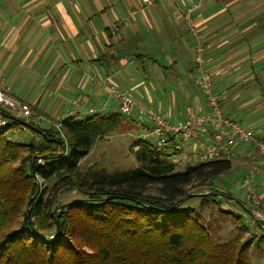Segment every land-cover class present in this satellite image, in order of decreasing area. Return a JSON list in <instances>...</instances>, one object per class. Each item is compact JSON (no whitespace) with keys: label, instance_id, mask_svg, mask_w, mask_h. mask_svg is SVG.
<instances>
[{"label":"trees","instance_id":"1","mask_svg":"<svg viewBox=\"0 0 264 264\" xmlns=\"http://www.w3.org/2000/svg\"><path fill=\"white\" fill-rule=\"evenodd\" d=\"M106 30L111 39L112 30ZM121 46L120 40L106 44L107 49ZM107 53L100 57L106 70L111 66ZM144 56L134 55L141 61ZM258 65L263 70L264 64ZM262 70L250 73L254 86L264 94ZM213 75L211 71V81ZM212 91L220 101L221 90L214 81ZM123 121L117 109L82 119L66 117L60 130L35 121L28 122L32 128L19 121L0 128V264H250L251 244L264 256V228L248 227L236 215L237 235L220 241L203 219L201 209L210 202L238 206L229 198L198 195L201 191L195 190L205 186L206 191L230 195L216 181L232 169L231 159L193 161L180 170L173 160L176 148L158 149L139 138L130 147L137 166L110 172L92 166L81 169V160L95 139ZM13 126L29 128L34 140L6 138L5 130ZM168 140L174 145L176 138ZM35 155L46 158L32 167ZM218 211L234 217L232 211L221 207ZM253 230L259 235H253Z\"/></svg>","mask_w":264,"mask_h":264},{"label":"crops","instance_id":"2","mask_svg":"<svg viewBox=\"0 0 264 264\" xmlns=\"http://www.w3.org/2000/svg\"><path fill=\"white\" fill-rule=\"evenodd\" d=\"M123 1L127 4L126 0H0V81L38 114L58 120L71 109L73 99L81 101L82 110L105 102L106 92L89 79L98 70V75L116 83L133 99L135 94L148 104L157 100L163 116L170 121L182 120L205 107L197 89V97H191L187 78L197 77L193 46L195 33H199L205 66L221 90L224 113L264 141V134L258 132L264 129V94L254 86L251 76L252 70H262L258 64H264V0H202L191 12L189 23L184 13L197 0H186L184 6L181 0H154L141 13L134 10L132 2L131 18L111 9H125ZM111 10L115 19H94ZM106 28L112 30L111 39ZM135 32L145 49V80L136 75L133 59L111 61V65L119 62V67L107 70L100 61L102 53L113 50L106 48L111 41L120 40L121 47L132 51L125 41ZM116 74L126 82L116 81ZM150 89L160 90L163 94L158 92L157 96L161 94L166 100H154ZM183 91L190 96L186 98ZM177 97L185 98V106L175 103ZM260 98L259 104L256 101ZM113 105L110 101L107 111L117 110ZM254 116L259 117L250 118ZM194 144L186 145L190 148ZM236 145L231 148L233 156L235 152L236 160L243 161L235 164L236 169L246 172L250 163L261 167L253 177V188L264 208L262 161L252 147L237 154Z\"/></svg>","mask_w":264,"mask_h":264},{"label":"built area","instance_id":"3","mask_svg":"<svg viewBox=\"0 0 264 264\" xmlns=\"http://www.w3.org/2000/svg\"><path fill=\"white\" fill-rule=\"evenodd\" d=\"M150 5L154 0H143ZM202 0L190 4L186 8L184 16L188 23L190 14L194 11ZM197 32V31H194ZM194 65L197 72V82L205 96V109L193 113L182 120L170 121L159 112L152 108H144L134 101V99L107 78H101L97 73L90 75L93 84L99 85L108 95L105 102L100 107L89 106L82 110V103L79 99L71 101V109L64 113L56 122L43 114H34L31 106L18 99L11 93L10 86L0 81V128L10 125L14 119L5 117L3 113L13 118L22 119L25 122L35 121L38 124L46 121L54 128L60 130V122L66 117L82 119L85 115L103 113L107 103L115 101L118 103L117 109L125 117L126 122L137 124L146 123L148 131L155 136L152 142L158 149H163L170 145L177 149V154L173 160L178 164H187L193 161H211L215 159H230L233 155L231 148L240 141H248L256 148L262 161L264 169V141L257 138L252 130L234 119L225 117L219 98L213 94L211 70L205 67V47L202 36L195 33V43L193 46ZM131 112L134 114L132 115ZM149 132V133H150ZM206 135V137H205ZM170 136L177 137L175 144L172 145L168 140ZM195 143L192 147H187V143ZM261 167L250 163L244 173L241 187L244 190L246 202L251 206L250 211L255 218L264 221V208L259 195L253 188V177L260 171ZM251 225H256L250 219ZM253 235H259L253 230Z\"/></svg>","mask_w":264,"mask_h":264},{"label":"rangeland","instance_id":"4","mask_svg":"<svg viewBox=\"0 0 264 264\" xmlns=\"http://www.w3.org/2000/svg\"><path fill=\"white\" fill-rule=\"evenodd\" d=\"M126 2L124 3L125 9L123 7H119L118 9H116L115 7H111V9L115 12V10H118L122 15L126 14L129 18H131V16H129V13L133 7L132 2L134 4L135 7L134 10H136L137 12L141 13L143 10L147 9L146 6H148L143 0H126ZM181 6H184V2L186 0H181ZM131 5V7H129ZM111 10V12L109 11L108 14H106V16L103 17H98V18H94V19H115L112 15L113 11ZM180 13V12H179ZM138 14H136L135 16H137ZM128 42V43H126ZM126 44L129 45V47L131 49H133L131 52L135 53V52H139L145 53V49L142 46V40H141V36L140 34H138L137 32H135L132 36H130L129 39H126L125 41ZM126 60L129 59H133L136 63V66H133L135 68V73L137 76H141L142 80H145L147 77H145L144 74H147L148 72L144 73L143 69H146L145 64L143 65V61L138 60L136 57L132 56V55H128L125 56ZM112 67H119V62H114L112 65ZM148 67V66H147ZM150 67L156 68V66H152L150 65ZM162 68V67H161ZM97 74H101L100 71L96 70ZM194 75H195V71H194ZM113 78L116 81H119L121 84L126 82V80H121L120 79V75L116 74L113 76ZM128 78V77H127ZM187 78H189V80L191 81V97H197L194 95L195 93V89L198 90L197 85L198 82H194L195 80H197L196 78H190L189 75H187ZM153 78H151L150 80L152 81ZM148 82V80H147ZM146 82V83H147ZM197 85H196V84ZM103 90V89H102ZM104 91V90H103ZM199 91V90H198ZM158 92H160L161 94H163L160 90H156L152 91L150 89V93L153 97L154 100L156 99H160L162 102L164 100H166V98L164 99L161 94L159 96ZM175 92V96L177 94V91L174 90L172 91L173 95ZM184 92V91H183ZM185 94V92H184ZM190 92L187 93L186 98L189 95ZM107 93L105 98H107ZM169 95L168 93V89H167V96ZM134 97V101L136 103H140L139 105L143 106L144 108L148 109V108H152L154 110H156L157 112H159L161 115H163V111L160 110L157 107V104L159 101H155L154 103L148 104L146 102V100L140 99V96H136L135 94H133ZM262 101V98L257 99L256 102H258L260 104V102ZM115 101H113V108L114 107H118V103H114ZM185 98L183 99H179V97H177L175 103L179 106H185ZM112 103V102H111ZM166 103V102H165ZM108 104V103H107ZM255 103H252V105ZM94 107L99 106L98 104H93ZM108 106L106 105L105 107V112L107 111ZM223 112V110H222ZM131 114L133 115L134 113L131 112ZM135 115V114H134ZM261 115V114H260ZM264 115V114H263ZM165 117V116H164ZM259 116H254V117H250V118H258ZM249 118V119H250ZM57 119H52V122H56ZM240 123V122H239ZM242 124V123H241ZM146 123L143 122L142 124H137L134 122H122L120 123L116 128L112 129L111 131H109L108 133H106L105 135H103L102 137H99L97 139H95V141L93 142L89 153L81 160L80 163V168L81 169H85L87 166H92L93 168H103L106 171L110 172V171H114V170H126V169H130L133 168L135 166H137V161L135 160L132 151L130 150V147L133 143V141L139 139V138H145L148 139L152 142H154L155 140V136L154 134H152L150 132V130L148 131V129L146 128ZM41 126H45V127H50L52 126L51 124L47 123L46 121L41 122ZM256 129H258L257 126H255ZM150 132V133H149ZM259 134L263 135L264 134V129L262 130H258ZM6 138L11 139L12 141H18V142H30L32 140H34V135L35 133L30 130L27 127H21V126H13V127H9L7 128V130H5L4 132ZM238 145H236V152L240 151V150H251V147L253 148V146L250 144V142L248 141H240L237 143ZM251 145V146H250ZM238 154V152H237ZM236 154V155H237ZM231 161H232V169H230V171H228L227 173L221 175V177L216 181L217 185L220 186L221 188L227 189L228 192H230V195L235 197L236 199L240 200L241 202H243L246 205V200H245V196H244V190L241 187V181L243 178V174L245 172V170L242 172L241 170L236 169L234 166L235 164H242L243 161H238L237 156H235V152H234V156H231ZM194 163V162H191ZM189 164V163H187ZM187 164H179V166H177L180 170L184 169L185 165ZM197 189H195L196 191H201V192H205L207 189V187L205 186H197ZM221 188H216L217 190L221 191ZM218 207H221L224 210L227 211H232L234 213V217L231 214H222L221 212L218 211ZM241 209V208H240ZM238 206H235L232 203L223 201L219 204H215L213 202H210L209 204H207L206 206H204V208H202V215H203V219L205 222H207L211 227V230H215V232L217 233V237L220 238V241H228L231 238H234L237 235V230H236V225L238 224V220L235 217L236 215L240 216V221L243 222L245 225H247L248 227H251L250 224V218L249 216H247L242 210H240ZM252 228V227H251ZM260 232H262V230H260ZM249 236V233L245 234L243 236V240L246 239V237ZM249 258H250V264H264V256H262L261 254L257 253L256 250L253 249V245H249Z\"/></svg>","mask_w":264,"mask_h":264},{"label":"water","instance_id":"5","mask_svg":"<svg viewBox=\"0 0 264 264\" xmlns=\"http://www.w3.org/2000/svg\"><path fill=\"white\" fill-rule=\"evenodd\" d=\"M136 53H133L131 52L129 49H126V48H123V47H119L117 49H113L111 50L110 52L107 53L106 55V60L108 63H110L111 61H116L120 58H123L125 56H128V55H132L134 56ZM3 115L5 117H8V118H11V119H14V121H19L20 123H22L23 125L25 126H29L30 128H32V126L21 120V119H17V118H13L11 117L10 115L6 114V113H3ZM36 131H37V128H34ZM56 140H58V142L60 143L61 145V140L59 138H57ZM62 153V150L59 152V154ZM46 158V155H35L33 156L32 158V167L34 166V164L38 161V160H41V159H45ZM198 195H213V196H219V197H225V198H229L230 200L234 201L240 208L241 210L247 215L249 216V218L251 220L254 221V223L260 227V228H264V221H261L257 218L254 217V215L252 214V212L250 211L249 207L247 205H245L243 202H241L240 200L236 199L235 197L229 195V194H226V193H220V192H216V191H205V192H200V193H197ZM31 199L29 200L28 203H30ZM67 204H69L68 202L67 203H64L62 205H60L59 208H63L65 207ZM27 215H29L30 213V209L27 207ZM56 227H57V233L60 232V226H59V223L56 221Z\"/></svg>","mask_w":264,"mask_h":264}]
</instances>
